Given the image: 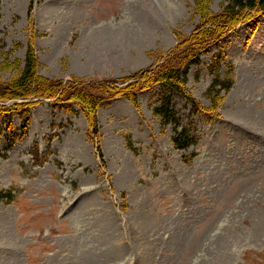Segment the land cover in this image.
<instances>
[{
	"label": "rangeland",
	"instance_id": "1",
	"mask_svg": "<svg viewBox=\"0 0 264 264\" xmlns=\"http://www.w3.org/2000/svg\"><path fill=\"white\" fill-rule=\"evenodd\" d=\"M228 1L0 0V264H264V14Z\"/></svg>",
	"mask_w": 264,
	"mask_h": 264
},
{
	"label": "trees",
	"instance_id": "2",
	"mask_svg": "<svg viewBox=\"0 0 264 264\" xmlns=\"http://www.w3.org/2000/svg\"><path fill=\"white\" fill-rule=\"evenodd\" d=\"M31 7V6H30ZM226 10V15L229 14L230 18L233 19H239V17H243L244 14H253L259 15L264 14V0H229L228 3L225 6L224 11ZM224 16V15H223ZM252 15H250L251 17ZM216 24L220 23V21H215ZM224 24V22H221ZM220 35L218 36V38ZM192 62L195 63L198 61L199 54H195L193 56ZM38 62L35 55V51L32 45L29 44L25 56L24 61V67L19 75L12 83L11 88L13 90H20L21 92L27 94L30 90H32V86L36 81V68H37ZM160 69L158 72H156V76L158 77L160 83L162 86L167 87L171 91H175L178 94H180L182 97H185L187 101H189L193 107H197L196 102L183 92L180 87H178L179 84V78H180V72L178 71H168L167 69ZM154 76V77H156ZM153 77V78H154ZM148 79H151L148 77ZM232 81L229 78H221L220 76L216 77L211 85V87L208 90V95H213L215 93L218 95L220 92H227L231 88ZM44 88L48 89V87H42L41 93L38 96H41L40 98H47V95H43ZM218 89V90H217ZM128 99H130L133 103H136V97L132 96H124ZM169 101L165 102L163 105L157 107L154 109V114L158 117L163 118L166 122H170L173 120L174 112L170 109ZM28 111V110H27ZM21 113V111L19 112ZM178 127L175 129V133L172 137V142L176 149L179 150H185L188 149L191 145L195 144L196 142V136L191 131V128L189 126L180 125L179 122H177ZM93 131H96V123L92 124ZM97 154L101 157L102 153L100 151L99 146H96ZM9 199L11 200L13 198L12 193H5L2 195L0 193V200L2 199Z\"/></svg>",
	"mask_w": 264,
	"mask_h": 264
},
{
	"label": "bare ground",
	"instance_id": "3",
	"mask_svg": "<svg viewBox=\"0 0 264 264\" xmlns=\"http://www.w3.org/2000/svg\"><path fill=\"white\" fill-rule=\"evenodd\" d=\"M106 30H108V31L110 30V32L112 31L111 29H106V28H105L104 31H106ZM104 35H105V34H104ZM105 36H107V35H105ZM99 38L102 39L101 37H99ZM100 42H101V41H100Z\"/></svg>",
	"mask_w": 264,
	"mask_h": 264
}]
</instances>
